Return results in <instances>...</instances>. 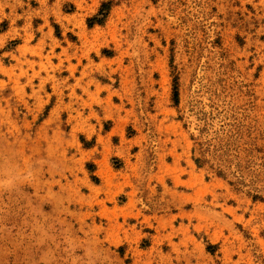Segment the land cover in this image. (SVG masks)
<instances>
[{"label":"rangeland","instance_id":"rangeland-1","mask_svg":"<svg viewBox=\"0 0 264 264\" xmlns=\"http://www.w3.org/2000/svg\"><path fill=\"white\" fill-rule=\"evenodd\" d=\"M0 264H264V0H0Z\"/></svg>","mask_w":264,"mask_h":264},{"label":"trees","instance_id":"trees-1","mask_svg":"<svg viewBox=\"0 0 264 264\" xmlns=\"http://www.w3.org/2000/svg\"><path fill=\"white\" fill-rule=\"evenodd\" d=\"M109 4V3H108ZM107 3L102 4L101 9L99 10V13L97 14L96 17L88 20V25L91 26L92 24H101L105 17L107 16ZM173 101L175 104L178 103V90L176 86V81L174 82V92H173Z\"/></svg>","mask_w":264,"mask_h":264}]
</instances>
